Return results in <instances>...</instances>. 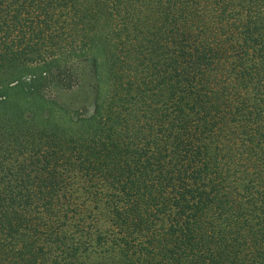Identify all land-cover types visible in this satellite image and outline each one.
I'll use <instances>...</instances> for the list:
<instances>
[{
  "label": "trees",
  "instance_id": "1",
  "mask_svg": "<svg viewBox=\"0 0 264 264\" xmlns=\"http://www.w3.org/2000/svg\"><path fill=\"white\" fill-rule=\"evenodd\" d=\"M0 264H264V0H0Z\"/></svg>",
  "mask_w": 264,
  "mask_h": 264
},
{
  "label": "rangeland",
  "instance_id": "2",
  "mask_svg": "<svg viewBox=\"0 0 264 264\" xmlns=\"http://www.w3.org/2000/svg\"><path fill=\"white\" fill-rule=\"evenodd\" d=\"M79 67L85 70L83 73H86L81 85L72 90L58 91V87L54 86L56 84L52 83L50 87L47 88V93L48 95L56 96L58 101L63 105H67L72 108H78L83 112H87L91 108L95 88L93 85L94 83L92 75L86 71L89 69V66H87L85 62H81ZM55 87H57V91H55Z\"/></svg>",
  "mask_w": 264,
  "mask_h": 264
}]
</instances>
